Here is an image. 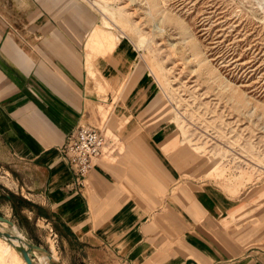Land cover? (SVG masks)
I'll use <instances>...</instances> for the list:
<instances>
[{
	"label": "crops",
	"instance_id": "crops-1",
	"mask_svg": "<svg viewBox=\"0 0 264 264\" xmlns=\"http://www.w3.org/2000/svg\"><path fill=\"white\" fill-rule=\"evenodd\" d=\"M97 24L77 0H0V215L14 224L0 229L60 264H69L67 253L84 255V264H264V214L260 229L242 223L245 206L207 181L219 164L198 184L186 172L199 158L180 148L175 111L127 37L95 68L112 90L122 88L116 112L126 124L138 118L151 149L117 167L100 160L78 184L61 151L99 101L84 54ZM129 147L143 145L131 138ZM161 195L171 202L157 207ZM35 255L40 264L48 253Z\"/></svg>",
	"mask_w": 264,
	"mask_h": 264
},
{
	"label": "rangeland",
	"instance_id": "rangeland-1",
	"mask_svg": "<svg viewBox=\"0 0 264 264\" xmlns=\"http://www.w3.org/2000/svg\"><path fill=\"white\" fill-rule=\"evenodd\" d=\"M77 1L98 23L84 50L89 81L99 98L92 104L89 126L104 135L107 130L121 143L111 146L113 159L105 155L102 160L117 167L123 156L151 149L150 134L139 128L138 118L131 117L126 124L129 117L116 112L122 88L112 90L95 68L99 57L110 56L127 37L140 52V66L151 75L150 66L166 95L159 89L158 98L170 112L175 111L172 117L179 127L175 122L174 135L182 141L180 148L192 150L199 158L186 172L198 184L208 179L205 173L212 165L219 164L217 179L209 178L208 183L235 195L236 204L248 212L242 223L260 229L259 215L264 214V0ZM90 44L94 48L88 56ZM166 119L168 115L161 123ZM131 138L139 139L143 148L129 147ZM151 198L146 196L148 201ZM157 200V207L171 202L162 195ZM0 248L6 251L4 257L0 254V263L12 264L16 250ZM68 254L62 262L84 264V255L73 258ZM15 262L27 264L20 256Z\"/></svg>",
	"mask_w": 264,
	"mask_h": 264
},
{
	"label": "built area",
	"instance_id": "built-area-1",
	"mask_svg": "<svg viewBox=\"0 0 264 264\" xmlns=\"http://www.w3.org/2000/svg\"><path fill=\"white\" fill-rule=\"evenodd\" d=\"M107 140L100 129L89 125L80 126L68 137L61 152L65 162L74 170L81 187H84L96 163L108 155V149L112 151V145Z\"/></svg>",
	"mask_w": 264,
	"mask_h": 264
},
{
	"label": "water",
	"instance_id": "water-1",
	"mask_svg": "<svg viewBox=\"0 0 264 264\" xmlns=\"http://www.w3.org/2000/svg\"><path fill=\"white\" fill-rule=\"evenodd\" d=\"M0 222L8 224L10 226H14L13 222L2 217L1 215H0ZM0 237L5 239L12 246H14V248L21 254V256L23 257V259L27 264H34L33 259H35L36 257L35 251H45L46 253H48V257L51 260V264H60L53 262V257L49 254L47 250H44L39 246L29 244L26 241L21 240L18 236L9 234L0 229ZM15 242H19V244H15ZM21 244H24L25 247H23Z\"/></svg>",
	"mask_w": 264,
	"mask_h": 264
},
{
	"label": "bare ground",
	"instance_id": "bare-ground-1",
	"mask_svg": "<svg viewBox=\"0 0 264 264\" xmlns=\"http://www.w3.org/2000/svg\"><path fill=\"white\" fill-rule=\"evenodd\" d=\"M94 32V31H93ZM123 32V31H122ZM96 33H98V31L96 32ZM95 34V33H94ZM92 35H93V33H92ZM100 36V35H99ZM92 38V37H91ZM93 38H95V40L97 39L95 36L93 37ZM92 40V39H91ZM94 41V40H93ZM97 41V40H96ZM115 46V45H114ZM93 48H94V45H89L88 46V49H87V53H88V56L89 55H91V53H92V50H93ZM113 49V48H112ZM152 73V72H151ZM91 76V75H90ZM91 80H94V76H91V78H90ZM105 133H106V137H107V139L109 140V142H110V145H112V146H116V145H121V143H120V138H118L117 136H115V135H108L107 134V130H105ZM111 156H112V151H110L109 149H108V155H106V158H111ZM111 159H113V158H111ZM18 235V234H17ZM1 238V237H0ZM21 240H23V241H25V239L20 235V237H19ZM3 241H5L7 244H9L11 247H13L14 248V246H12L10 243H8L5 239H3V238H1ZM15 244H19V242H15ZM23 247H25V245L24 244H21ZM1 249V248H0ZM15 249V248H14ZM55 249V248H54ZM16 250V249H15ZM5 252L6 251H3V249H1L0 250V254L1 253H3L2 254V256L4 257V255H5ZM15 253H16V257H15V260H13V262H12V264H16V259L17 260H19V252L16 250L15 251ZM55 253V252H54ZM55 255H56V253H55ZM39 259H40V264H51V260L49 259V257H48V255H41V256H38L37 257V261H39ZM33 261H34V259H33ZM35 262V261H34ZM1 264V263H0Z\"/></svg>",
	"mask_w": 264,
	"mask_h": 264
}]
</instances>
